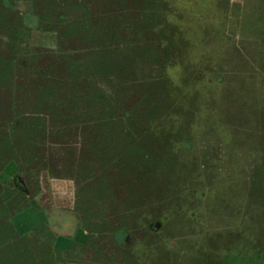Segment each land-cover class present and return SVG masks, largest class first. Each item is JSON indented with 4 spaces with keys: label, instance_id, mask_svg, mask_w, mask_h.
I'll list each match as a JSON object with an SVG mask.
<instances>
[{
    "label": "rangeland",
    "instance_id": "obj_1",
    "mask_svg": "<svg viewBox=\"0 0 264 264\" xmlns=\"http://www.w3.org/2000/svg\"><path fill=\"white\" fill-rule=\"evenodd\" d=\"M128 1L136 14L148 13L152 28L116 25L112 37L108 19L118 21L128 8L119 0H11L0 23V54L15 58L0 82L1 122L18 105L29 112L25 94L41 88L42 75L111 92L120 112L137 111L123 124L128 147L105 162L91 150L109 132L107 122L99 126L105 121L82 101L64 139L58 131L43 139L44 165L19 176L37 207L6 219L28 242L59 234L55 245L70 246L64 257L76 264H264V251L251 253L264 226V0ZM25 13L43 18L24 28ZM70 22L80 24L78 32L68 33ZM111 38L123 55L120 72H75L76 62L100 59ZM20 60L25 86L34 84L27 93ZM16 169L8 163L0 182L8 185ZM82 209L105 220L96 244L87 233L75 235ZM121 224L131 233L118 243L113 229Z\"/></svg>",
    "mask_w": 264,
    "mask_h": 264
},
{
    "label": "trees",
    "instance_id": "obj_2",
    "mask_svg": "<svg viewBox=\"0 0 264 264\" xmlns=\"http://www.w3.org/2000/svg\"><path fill=\"white\" fill-rule=\"evenodd\" d=\"M47 1L48 0H45V2ZM150 1V4L155 5V2H153L154 0ZM119 2L122 7L127 5L128 8L123 10L124 13L120 15L118 21L114 22L111 18L108 19V36L111 34L112 37L115 36L117 32L116 25H118L117 27L124 26V31L126 32L130 31L131 28L135 30L139 29L140 31L152 28L149 20H147V16H149L148 13L146 14L147 16H145L144 11L136 14L128 0H119ZM10 10H12L11 0H0V23L1 20L5 21L4 17ZM58 17L61 22L67 23L68 20L64 19L62 12L59 13ZM42 18V14L33 13H25L19 16L20 22L24 28H27L29 22H32L29 28L36 25L38 26V23ZM132 18H134L140 25L138 24L135 28L132 27ZM10 23H12L13 30L10 32V37L13 38V42L15 39L14 31L16 33L15 27L18 21L13 20ZM79 25L80 24H75V22H70L68 33L78 32L81 28ZM113 45L114 43L111 38L109 50L105 51V54L103 53V56L100 59L95 61L87 60V62L83 64L76 62V64L73 65L75 67V72L79 73L80 70H84L90 73L94 69L100 74V76L106 71H111V73L120 72V68L123 69V67L120 63L119 56L123 58V55L118 54L120 52L117 47H113L115 49L114 52L111 48ZM124 53L125 52H123V54ZM13 57L14 56L11 55L10 59H3L0 54V82L3 79L5 72L10 68V64L15 61V58ZM124 59H127V56H124ZM111 60L114 61L113 64L111 63ZM25 66L26 65L23 64L22 60H20L19 68L17 69H20L21 71V77L24 79L22 80V86L27 93L29 90L33 91L34 84L29 80L28 84L32 86H25V82H27L26 80L29 78V75L25 73ZM40 71L41 74H43L41 69ZM122 87L123 89H126L127 85L123 84ZM119 89H121V86ZM34 90V95H30V93L25 94L27 95L25 100H28L31 106L29 112L25 114L21 113L22 111L19 110L20 105H18V108L11 111V116L7 119V122L0 121V172L8 163H11L17 167L16 171L18 172H16V175L19 177L21 174H27L25 170L26 166L29 168L33 163L37 164V166L38 163H45L38 152L41 151V147L46 145L41 144L43 139H45L47 134H55L57 131L60 132L62 139H64L66 131L68 132L69 130L67 127L73 125V122H76L79 117L76 107L84 100L90 105V109H86V113L98 111L97 117L105 121L102 124L99 122V126H102L107 122L109 130L106 134L104 133V130H102V127H98L102 133H104L103 136L105 138H102V140L95 145L96 148H93L91 151L93 153L97 152V155L102 161L109 162L112 160V157L115 156V153H119L122 147H128L126 137L124 135L122 137L121 135L123 124L135 117L137 109H124L120 112L117 109L116 104L111 101V92H104V90L101 89H90L89 91H86L84 88L77 85L74 86L71 82L68 84V81L66 80H59L58 78L49 77L47 75H42L41 88ZM23 96L24 94L18 98H24ZM18 104L22 103L19 102ZM153 109L154 108L151 105L150 111L154 112ZM106 117L107 119L105 120ZM45 122L50 123L53 128L49 130ZM185 145H188V143L186 142ZM121 150L124 151V149ZM148 159L149 158L146 156L147 161ZM149 166V169L152 170V164H149ZM51 167L52 166H49L48 169H52ZM75 167H77V171L80 172L79 163H77ZM85 167L87 168L85 169V173H88L87 170L91 173L93 172V166L89 167L88 164H85ZM258 169V178L263 182L264 164L260 165V168ZM36 174L37 172L35 173V176ZM261 180L258 181L256 178L255 182H260ZM98 192V194H100L101 190H98ZM26 194L27 193L24 189H20V187L16 186L12 180L8 185L0 182V264H76L75 262H72V260L64 257V254L69 255V250L59 248L55 245L56 243H54V240L56 234L48 231L46 233L47 239L45 241L28 242L17 232L13 222H11L10 219H6L8 216H14L18 213H31L32 209L37 207L32 198ZM85 201L89 205V201L87 199H85ZM82 211L83 214L82 216H79L80 220L78 227L83 231H86L87 235L94 240H92L93 244H96L102 238L103 234L105 235V233H103V228L101 229L100 227L101 225H105V220L101 217L99 212L97 214V212L91 209H82ZM260 220L264 222V209L260 215ZM41 224L42 222L39 223V225ZM154 225V222L148 224L147 229H153ZM130 230L131 228L129 224L118 225L113 229V238L118 242L120 236L121 238L123 234L128 236L131 233ZM256 241L260 246H254L251 241L252 247H254L252 249L253 252L251 253H260L264 251L263 225L261 226L260 234ZM119 242L123 243V241ZM125 243L127 244L126 241ZM64 247L67 248L70 246Z\"/></svg>",
    "mask_w": 264,
    "mask_h": 264
},
{
    "label": "flooded vegetation",
    "instance_id": "obj_3",
    "mask_svg": "<svg viewBox=\"0 0 264 264\" xmlns=\"http://www.w3.org/2000/svg\"><path fill=\"white\" fill-rule=\"evenodd\" d=\"M11 11V10H10ZM14 177L11 179L15 184H16V186H18V187H20V189H24V191H25V184L23 183V186H22V184H21V182H19L20 181V179H19V177H18V175H16V173L13 175ZM78 231H82V233L85 235V233H86V231H83L81 228H79L78 227V225H77V227H76V231H75V235H76V233L78 232ZM75 235L73 236L72 235V239H74L75 238ZM55 240H54V243L57 241V239H59L60 238V235L59 234H56L55 235ZM63 237V236H62ZM64 237H66V238H63V239H70V237L69 236H65L64 235ZM126 242H127V240H126ZM57 247H59V248H62V249H66V250H69V251H72V248L71 247H67V248H65V247H61V246H57Z\"/></svg>",
    "mask_w": 264,
    "mask_h": 264
}]
</instances>
